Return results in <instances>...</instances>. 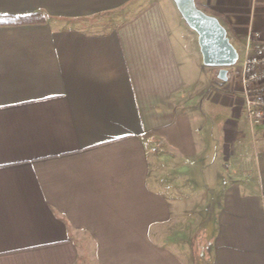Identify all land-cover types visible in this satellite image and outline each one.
Returning <instances> with one entry per match:
<instances>
[{"label":"crops","instance_id":"crops-1","mask_svg":"<svg viewBox=\"0 0 264 264\" xmlns=\"http://www.w3.org/2000/svg\"><path fill=\"white\" fill-rule=\"evenodd\" d=\"M166 1L0 0L43 18L0 25V264H264V120L182 69ZM196 2L264 38V0Z\"/></svg>","mask_w":264,"mask_h":264},{"label":"water","instance_id":"water-1","mask_svg":"<svg viewBox=\"0 0 264 264\" xmlns=\"http://www.w3.org/2000/svg\"><path fill=\"white\" fill-rule=\"evenodd\" d=\"M185 24L197 35V44L204 66L217 68L216 78L229 80V68L239 54L230 42L226 28L219 19L198 8L194 0H173Z\"/></svg>","mask_w":264,"mask_h":264},{"label":"built area","instance_id":"built-area-1","mask_svg":"<svg viewBox=\"0 0 264 264\" xmlns=\"http://www.w3.org/2000/svg\"><path fill=\"white\" fill-rule=\"evenodd\" d=\"M234 71L243 100L244 117L249 128L264 120V38L249 29L243 39L242 55ZM212 87L216 85L212 84Z\"/></svg>","mask_w":264,"mask_h":264},{"label":"rangeland","instance_id":"rangeland-1","mask_svg":"<svg viewBox=\"0 0 264 264\" xmlns=\"http://www.w3.org/2000/svg\"><path fill=\"white\" fill-rule=\"evenodd\" d=\"M169 4V5H168ZM167 6V8H166ZM169 6L171 7L170 11H169ZM166 12H167V17L169 20L170 25H173L174 27L176 26L177 29L182 30V36L186 39L189 40V44H192V47L194 45V50L196 51L198 57H197V61H195L196 63H192L189 58L187 57H182L181 61H182V66H183V70L189 74H191L192 76V80H194L195 82H197V86L199 87H203L206 88L207 84L212 81L215 80L214 79V73L212 71V69L210 67L204 66L202 64L201 60V55L199 52V48H198V44H197V35L196 33L191 30L184 22V20L182 19L180 13L178 12L176 6L174 5V3L171 0H168V2L166 1V5H164ZM207 11V10H206ZM169 12V13H168ZM177 31V30H176ZM190 34L189 35L187 34ZM230 42L232 43V45L234 46V48L236 49L237 53L239 54V56L242 55V44L239 38H234V37H230ZM189 47V45H188ZM195 53V52H193ZM237 64H235L234 66L229 68V74H230V78L227 82L223 83V87L224 89L226 88H232L234 87V85H236V77L234 76V71L236 70ZM218 70V69H217ZM213 83V82H211ZM216 84V83H213ZM213 93L210 92L208 97L205 98L203 100V109H207L210 111L209 107H216L219 108L221 107V102L219 101H213ZM202 105V104H201ZM200 105L198 104V107ZM202 107V106H201ZM220 111V110H219ZM221 115V114H220ZM216 116H214V119ZM218 120H214V123H217ZM210 151H213L215 148L213 147H209ZM166 168L162 169L161 171V181H158L157 183L153 180V186L154 187H160L163 190H167V192H171V188L169 187V185H171V183L174 181V172L172 170V163H166ZM178 172V170H177ZM180 180V179H178ZM203 213V212H202Z\"/></svg>","mask_w":264,"mask_h":264},{"label":"trees","instance_id":"trees-1","mask_svg":"<svg viewBox=\"0 0 264 264\" xmlns=\"http://www.w3.org/2000/svg\"><path fill=\"white\" fill-rule=\"evenodd\" d=\"M195 4L198 8L202 9L206 12L204 8H202L196 0ZM43 21V18L40 14H30L27 16H6V15H0V25H18L22 23H29V22H41Z\"/></svg>","mask_w":264,"mask_h":264}]
</instances>
